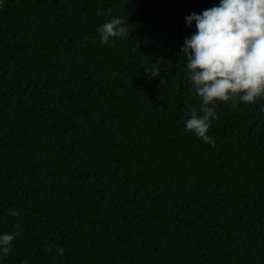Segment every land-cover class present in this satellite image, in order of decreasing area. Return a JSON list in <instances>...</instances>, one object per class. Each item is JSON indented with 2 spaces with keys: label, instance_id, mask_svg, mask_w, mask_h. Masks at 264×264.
Here are the masks:
<instances>
[{
  "label": "trees",
  "instance_id": "1",
  "mask_svg": "<svg viewBox=\"0 0 264 264\" xmlns=\"http://www.w3.org/2000/svg\"><path fill=\"white\" fill-rule=\"evenodd\" d=\"M220 3L0 0V264H264V99L185 128V17Z\"/></svg>",
  "mask_w": 264,
  "mask_h": 264
},
{
  "label": "clouds",
  "instance_id": "2",
  "mask_svg": "<svg viewBox=\"0 0 264 264\" xmlns=\"http://www.w3.org/2000/svg\"><path fill=\"white\" fill-rule=\"evenodd\" d=\"M188 27L195 22L196 32L185 38L181 52L186 56L187 79L199 108L188 107L190 119L185 128L204 143L215 145L209 130L218 119V103H256L264 99V0H221L219 6L185 17ZM101 44L110 39L124 38L129 29L123 17L115 16L97 30ZM149 79L161 75L159 60L146 68ZM264 111V105L260 108ZM8 215L19 216L18 209H8ZM22 226L0 234V256L11 254L13 241L22 235ZM58 256L65 248L50 244Z\"/></svg>",
  "mask_w": 264,
  "mask_h": 264
}]
</instances>
